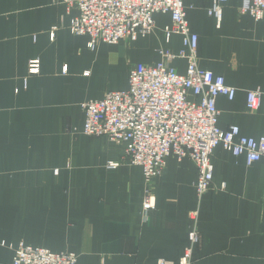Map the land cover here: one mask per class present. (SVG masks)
<instances>
[{"label":"crops","instance_id":"0c3cea01","mask_svg":"<svg viewBox=\"0 0 264 264\" xmlns=\"http://www.w3.org/2000/svg\"><path fill=\"white\" fill-rule=\"evenodd\" d=\"M182 0L198 36L197 65L236 90L216 99L218 127L264 136V19L240 14L241 0ZM77 15L62 0H0V264H11L19 243L54 253L71 252L76 264L177 262L197 210L199 243L192 264H264V164L248 166L221 147L211 156L213 181L198 199L197 168L188 158L166 159L153 181L155 208L142 216V169L122 158L126 144L82 133L81 104L128 86V71L157 66L159 52L180 51L181 37L166 42L168 14H155L151 34L117 44L89 46L68 27ZM39 73L28 74L31 60ZM131 64V65H130ZM170 66L184 74L186 62ZM65 68V70H64ZM259 90L257 110L246 95ZM108 162H119L107 169ZM224 184V187H222Z\"/></svg>","mask_w":264,"mask_h":264},{"label":"built area","instance_id":"2783aa9c","mask_svg":"<svg viewBox=\"0 0 264 264\" xmlns=\"http://www.w3.org/2000/svg\"><path fill=\"white\" fill-rule=\"evenodd\" d=\"M228 0H213L208 10L217 22L221 19V6ZM74 7L77 15L71 19L69 31L76 36H87L89 46L97 43L114 45L120 41L146 37L154 28L155 14H168L171 24L164 31L166 42L172 35L181 37L179 52H159L157 66L135 65L128 71V86L123 91L108 92L100 100L81 104L84 113L82 133L88 137H107L111 142L126 144L123 161L142 169L144 195L143 220H149L155 208L153 181L158 178L169 156L178 161L190 159L197 168L195 192L198 199L209 190L213 181L211 156L221 147L228 154L244 156L250 166L264 164V136L255 139L242 136L238 126L226 130L218 127L219 96L232 101L236 90L225 84L222 76L202 70L197 65L198 36L186 20L182 0H62ZM240 14L254 21L264 19V0H241ZM184 60L186 70L179 74L170 64ZM39 60H31L28 74L39 73ZM65 70V68H64ZM259 90L246 95V108L258 109ZM119 162H108L107 169H115ZM224 187V184H222ZM192 228L188 243L177 262L163 259L156 264H192L194 250L199 243L197 231L198 211L190 212ZM11 264H76L77 256L71 252L54 253L19 243Z\"/></svg>","mask_w":264,"mask_h":264},{"label":"rangeland","instance_id":"374dc122","mask_svg":"<svg viewBox=\"0 0 264 264\" xmlns=\"http://www.w3.org/2000/svg\"><path fill=\"white\" fill-rule=\"evenodd\" d=\"M131 65V64H130Z\"/></svg>","mask_w":264,"mask_h":264}]
</instances>
